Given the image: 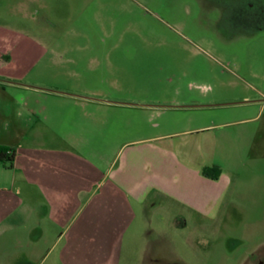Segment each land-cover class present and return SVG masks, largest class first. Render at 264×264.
<instances>
[{
  "label": "rangeland",
  "instance_id": "1",
  "mask_svg": "<svg viewBox=\"0 0 264 264\" xmlns=\"http://www.w3.org/2000/svg\"><path fill=\"white\" fill-rule=\"evenodd\" d=\"M1 78L95 164L160 135L227 177L135 204L118 264H264V0H0Z\"/></svg>",
  "mask_w": 264,
  "mask_h": 264
},
{
  "label": "crops",
  "instance_id": "2",
  "mask_svg": "<svg viewBox=\"0 0 264 264\" xmlns=\"http://www.w3.org/2000/svg\"><path fill=\"white\" fill-rule=\"evenodd\" d=\"M11 101L1 78L0 145L15 154L0 162V264H118L135 204L160 197L208 214L228 183L160 135L126 140L102 167L48 126L45 103Z\"/></svg>",
  "mask_w": 264,
  "mask_h": 264
},
{
  "label": "trees",
  "instance_id": "3",
  "mask_svg": "<svg viewBox=\"0 0 264 264\" xmlns=\"http://www.w3.org/2000/svg\"><path fill=\"white\" fill-rule=\"evenodd\" d=\"M15 151L12 148L4 147L0 145V162L5 166L11 167L14 159ZM202 174L206 177L213 179L218 178L221 170L215 166H208L202 168Z\"/></svg>",
  "mask_w": 264,
  "mask_h": 264
},
{
  "label": "flooded vegetation",
  "instance_id": "4",
  "mask_svg": "<svg viewBox=\"0 0 264 264\" xmlns=\"http://www.w3.org/2000/svg\"><path fill=\"white\" fill-rule=\"evenodd\" d=\"M219 177V176H218ZM217 179V178H216Z\"/></svg>",
  "mask_w": 264,
  "mask_h": 264
}]
</instances>
